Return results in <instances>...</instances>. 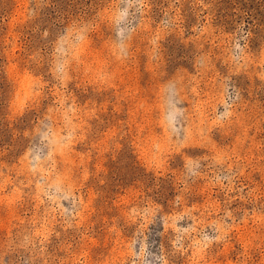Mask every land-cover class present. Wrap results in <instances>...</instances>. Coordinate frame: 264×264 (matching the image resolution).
<instances>
[{
	"label": "rangeland",
	"instance_id": "374dc122",
	"mask_svg": "<svg viewBox=\"0 0 264 264\" xmlns=\"http://www.w3.org/2000/svg\"><path fill=\"white\" fill-rule=\"evenodd\" d=\"M0 264H264V0H0Z\"/></svg>",
	"mask_w": 264,
	"mask_h": 264
}]
</instances>
